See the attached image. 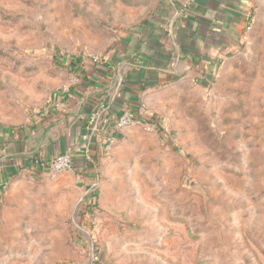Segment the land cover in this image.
Listing matches in <instances>:
<instances>
[{
	"label": "rangeland",
	"instance_id": "374dc122",
	"mask_svg": "<svg viewBox=\"0 0 264 264\" xmlns=\"http://www.w3.org/2000/svg\"><path fill=\"white\" fill-rule=\"evenodd\" d=\"M116 14V0H0V133L40 120L74 83L63 60L78 51L100 57L94 50L123 24ZM261 105L195 118L188 142L183 125L130 185L104 166L72 208L97 201L89 219L95 230L73 213L53 227L56 234L46 218L4 214L11 185L58 182L50 173H17L0 193V264H90L91 248L97 264H264V99ZM34 190L45 199L44 189Z\"/></svg>",
	"mask_w": 264,
	"mask_h": 264
},
{
	"label": "crops",
	"instance_id": "0c3cea01",
	"mask_svg": "<svg viewBox=\"0 0 264 264\" xmlns=\"http://www.w3.org/2000/svg\"><path fill=\"white\" fill-rule=\"evenodd\" d=\"M116 7L123 24L104 49L94 50L101 60L80 51L64 59L74 83L52 98L31 127L0 133V184L22 171L47 175L52 158L74 154L77 167L57 174L58 182L13 184L2 207L15 219L46 218L53 234L59 226L53 227L72 213L79 226H87L94 215L86 210L90 203L72 208L104 166L111 178L121 176L130 185V177L139 175L148 159L160 158L163 145L174 143L170 133L185 125V140H192L195 118L205 121L211 111L242 107L261 110L264 0H116ZM247 62L249 71L242 68ZM100 104L108 107L109 125L124 110L142 121L117 132L109 152L103 149V136L91 135L87 123ZM145 123L154 128L148 130ZM185 157L194 159L188 153ZM31 188L44 189L45 199Z\"/></svg>",
	"mask_w": 264,
	"mask_h": 264
},
{
	"label": "built area",
	"instance_id": "2783aa9c",
	"mask_svg": "<svg viewBox=\"0 0 264 264\" xmlns=\"http://www.w3.org/2000/svg\"><path fill=\"white\" fill-rule=\"evenodd\" d=\"M101 57L94 56L93 61L99 62ZM121 84V81L117 83V87ZM108 110L107 105L100 104L88 117V127L90 129L91 135H102L104 138L103 149L105 152H109L117 140V132H123L133 125L142 122L133 113L125 111L122 113L117 120L113 122L109 128L101 127L100 122L102 117ZM148 130H152L154 125L151 123H145ZM74 154L73 153H61L52 158L49 162L50 174L56 176L60 172L70 171L73 169L74 165ZM1 193V191H0ZM93 218V215H91ZM92 229L97 228V222L93 219L90 220ZM94 229V230H95ZM84 253V251L82 252ZM89 254H92L90 259V264H97V259L95 258L94 248L89 250Z\"/></svg>",
	"mask_w": 264,
	"mask_h": 264
},
{
	"label": "trees",
	"instance_id": "16d2710c",
	"mask_svg": "<svg viewBox=\"0 0 264 264\" xmlns=\"http://www.w3.org/2000/svg\"><path fill=\"white\" fill-rule=\"evenodd\" d=\"M126 110H124L122 113H124ZM120 116V115H119ZM118 116V117H119ZM118 117L115 119V120H117L118 119ZM87 121H88V119H87ZM109 121H108V118L104 115L103 117H102V119H101V122H100V125H101V127H104V128H109V126H111V125H109V123H108ZM86 159V158H85ZM74 161V160H73ZM76 162L74 161V164H75ZM76 168L77 167V165H73V168ZM12 177H10V178H7V180H6V182L8 181V180H10ZM5 181H3L1 184H0V189H2V186H3V184L4 183H6ZM98 208V206H97V203H90L89 205H88V207L86 208V210H88V212H90V213H94V211L93 210H95V209H97Z\"/></svg>",
	"mask_w": 264,
	"mask_h": 264
}]
</instances>
